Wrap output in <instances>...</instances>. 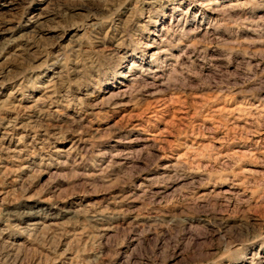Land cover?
Wrapping results in <instances>:
<instances>
[{
	"label": "rangeland",
	"instance_id": "rangeland-1",
	"mask_svg": "<svg viewBox=\"0 0 264 264\" xmlns=\"http://www.w3.org/2000/svg\"><path fill=\"white\" fill-rule=\"evenodd\" d=\"M45 2L46 0H0V42L18 39L21 36L26 38L19 40L18 43L6 45L5 57L15 53L17 58L5 66L4 75L0 76V80L5 81L3 86H0V105L5 109L2 113L4 120L0 122V142L4 148L0 153V156H3L0 160V174L11 172L0 191L15 193L27 187L26 195L34 196L43 190L39 199H21L18 203H6L4 210L9 214L22 215L21 226H26L29 230L39 225L57 233L65 231L67 234L60 240L58 253H63L67 249L71 251H68L67 256L58 259V264H66L76 252H80V256L71 264H87L89 260L106 256L109 251L115 254V259L101 260L100 264H125L129 258L135 264L141 231L151 229L157 223L174 222V217L186 210L179 201L164 208L160 207V201L173 197L181 188L187 186L190 179L199 181L208 178L205 173L196 171L185 174L183 180L168 179L175 175L177 156L183 149L174 145L175 136H169L167 146L158 150L155 147L158 143V133L165 132L174 120H182L184 124H188L190 118L193 125L202 122L209 130L215 125L213 117L205 115L210 109L200 110V106L208 102L205 98L207 89L188 90L184 95L177 94L174 97L165 86L164 80L172 75L171 70L176 65L178 56L184 57L183 64L194 62L197 70L203 68L205 75L211 73V68L204 64L205 59L210 64L227 66L229 72H235L238 65L248 63L242 54L246 49L242 47L241 51L237 52L214 45L221 41L230 44L234 40L258 37L255 32L222 26L224 17L219 9L241 3L242 0H154L153 3L142 4L139 9L135 7L134 0H129L121 10L120 16L133 17L130 31L137 47L128 58L135 61L136 68L147 66V70L154 74L155 79L146 82L154 83L156 87L148 89L147 93L139 92L136 96L138 104L132 102V96L125 95L123 100L114 102L123 105L118 108L93 111L87 107L66 108L64 103L57 102L52 104V111L55 113L53 120L44 121L40 118L38 109L50 103V100L59 99L53 97L52 93L60 87L58 82L62 74L57 70L58 66L54 65L51 68L44 67L21 75L24 66L21 65L20 58L26 59V54H35L41 59L45 53L55 56L58 51L64 52L61 45L73 36V32L69 31L60 44L53 46L54 42L48 37L56 33L46 34L44 29L38 26V13H41V4ZM261 16H264V8L256 9L250 18L259 19ZM137 25L141 28L140 32L136 31ZM210 44L213 46H208ZM201 49L205 51L201 53ZM127 51V48L121 50L122 54ZM201 55L203 59L199 58ZM227 56L232 57L231 63L222 58ZM4 59L0 57V64L4 63ZM41 59L36 60L37 65L41 63ZM48 63L51 64V61ZM251 63L256 64L258 60L253 59ZM261 68L264 69V64ZM181 70L177 68V71ZM16 76L20 78L17 79ZM131 79L130 74H123L122 78H118V82L111 84L110 87L117 93L131 92L138 86L136 81L132 84L124 83ZM251 87L253 85L248 86L249 89ZM157 91L164 92L165 95H151ZM77 92V95L68 99L83 101L84 105L107 102L112 95L106 89L89 92L85 88L77 90L73 86L72 93ZM242 99L243 97H236L229 107H235ZM72 121H82V124L77 126L84 136L83 140L72 135L60 138L59 127L67 126ZM14 122L15 126L9 127ZM46 124H51L47 140L58 150L54 154L55 158L66 161L67 167L49 164L50 154L42 147L46 134L43 130L34 131L36 128L43 129ZM236 124L240 128L244 127L243 120L236 121ZM22 125H29L27 132ZM214 135L215 147L221 149V157L229 151L255 154L253 159H245L240 168L236 169L237 172L241 169H247L249 172L264 171V166L257 162L260 151L264 150V136H248L247 139L241 137L239 143L224 147L219 141L225 133L217 127ZM21 136L25 137L23 143L19 139ZM89 136L95 138L94 146L87 143ZM256 141L260 143L257 144ZM208 142L206 139H196L197 144ZM188 143L191 144L192 140H188ZM74 145L81 149L92 148L96 153L93 163L76 167L75 155L70 160L67 155ZM149 151L154 156L164 157L158 166L150 168L145 163ZM140 153L144 155L141 156ZM208 163L202 162L204 165ZM216 167L219 170V162ZM19 168H23V171H17ZM129 172L132 175L130 181L122 180L120 184L112 186L118 177ZM228 179V183L201 186L195 195L215 199L216 194L245 191L239 184L233 186L231 181L234 177L229 176ZM81 185L90 186L86 193L77 191ZM65 193L70 198L64 197ZM49 196H61L66 202H62L59 208H56L46 202ZM219 203H223V197ZM234 204L235 202L233 206ZM104 208H110L111 212L102 218H93L89 214ZM146 208L147 212L144 211ZM259 212L264 210H258ZM187 219L191 223L193 220L207 218L194 215ZM256 219L260 220L259 214L256 215ZM63 225L69 227L64 229ZM0 230L5 232L4 239L12 244H31L25 234L9 233L7 224L2 219ZM157 231L162 234L159 253L163 250L167 229L159 228ZM80 233L84 235L81 236ZM155 234V231H150L146 239L152 241ZM96 236L99 239L93 245L92 240ZM169 264H175V261L170 260ZM238 264H264V239L257 238L254 242L246 244Z\"/></svg>",
	"mask_w": 264,
	"mask_h": 264
},
{
	"label": "clouds",
	"instance_id": "clouds-1",
	"mask_svg": "<svg viewBox=\"0 0 264 264\" xmlns=\"http://www.w3.org/2000/svg\"><path fill=\"white\" fill-rule=\"evenodd\" d=\"M153 2L154 0H134L137 9L142 4ZM128 3L129 0H46L41 4V13H38V26L44 29L46 34L56 33V35L48 37L54 42L53 46L60 44L69 31L73 32V36L61 45L64 52L58 51L55 56L45 53L43 59L35 54H26V59L20 58V63L24 66L21 75H27L29 72H35L44 67L51 68L54 65L58 66L57 70L62 74L58 82L60 87L52 93L53 97L59 99L50 100V103L38 109L42 120H53L55 113L52 111V104L57 102L64 103L66 108L87 107L93 111L118 108L123 105L114 102L123 100L125 95L132 96V102L138 104L139 100L136 99V96L139 92L147 93L148 89L156 87L154 83L146 82L155 79L154 74L147 70V66L136 68L135 61L128 58L137 47L130 31L133 17L120 16L121 10ZM259 8H264V0H242L241 3L230 4L219 9L224 17L222 26L256 33L257 39L234 40L230 44L221 41L214 45L218 48H230L237 52L241 51L243 47L246 50L242 54L247 58V64L238 65L235 72H229L227 66L210 64L205 59V66L211 68V73L205 75L203 68L197 70L194 62L183 64L184 57L178 56L176 65L171 70L172 75L164 80L165 86L174 97L177 94L184 95L188 90L207 89L205 98L208 102L201 105L200 110L210 109L205 115L212 116L215 125L209 130L202 122L193 125L190 118L188 124H184L182 120H174L165 132L158 133V143L155 145L158 150L167 146V137L169 136H175L174 145L183 149V152L177 156L175 175L168 179L183 180L185 174L196 171L205 173L208 178L206 180L202 178L199 181L190 179L187 186L181 188L173 197L160 201L162 208L179 201L186 210L174 217V222L157 223L151 229L141 231V242L138 246L139 251L135 264H169L170 260L175 261V264H224L225 261L227 264H238L246 244L254 242L257 238L264 239V212L258 213V210H264V171L249 172L247 169H241L237 172L236 169L240 168L241 163L245 159H253L255 154L229 151L228 154L221 157V149H217L214 143V133L217 127L225 133L219 141L224 147L239 143L241 137L247 139L248 136H264V95H261L264 93V69L261 68V65L264 64V47H257V45L264 46V16L259 19L250 18ZM8 31H14V29H8ZM136 31H141L139 25H137ZM24 39L26 38L21 36L18 39L0 42V57L5 58L4 63L0 64V76L4 75L5 66L17 58L15 53L5 57L6 45L18 43L19 40ZM217 39L219 40V37ZM124 48H127L128 51L122 54L121 50ZM17 51H21V49H17ZM200 51L203 53L205 49ZM199 58L203 59L204 57L201 55ZM222 58L231 63V56ZM37 59H41L39 65L36 64ZM253 59L258 60V63L252 64L251 60ZM49 60L51 64L48 63ZM134 68L135 71L132 70ZM177 68L182 70L177 71ZM123 74H130L132 77L131 80L124 81V83L132 84L133 81H136L138 86L131 92L117 93L110 85L118 82V78H122ZM9 75H12L11 70H9ZM15 78L19 79L20 76ZM4 83V80H0V86H3ZM249 85H253V87L249 89ZM73 86L77 90L85 88L89 92L106 89L112 95L107 102L84 105L83 101L68 99V97L78 94V92L72 93ZM61 92L63 96H61ZM151 95L158 96L165 95V93L157 91ZM238 96L243 97L242 101L237 102L235 107H229ZM215 105H222V107ZM4 111V107L0 105V122L4 120L2 115ZM240 120L244 121L243 128L236 124V121ZM201 121H203V116ZM78 124H82V121H72L67 126L59 127L60 138L72 135L79 136L83 140L84 136L77 126ZM249 124H251L250 128ZM14 126L15 122L9 125V127ZM22 127L27 132L29 125H22ZM50 128L51 124H46L43 129L36 128L34 131L43 130L46 134L42 147L50 154L49 164L67 167L66 161L55 158L54 154L58 150L51 146L50 141L47 140ZM233 133L236 135L234 136ZM193 137L206 139L209 142L197 144ZM19 139L23 143L25 137L21 136ZM188 140H192V143L189 144ZM87 143L94 146L95 138L89 136ZM256 143L259 144L260 141H256ZM3 151L2 142H0V153ZM67 155L69 160L75 155V166L79 167L93 163L96 153L92 148L81 149L78 145H74ZM117 155L120 154L117 153ZM140 155L144 154L140 153ZM259 157L257 162L264 166V150L260 151ZM2 159L3 156H0V160ZM163 159V156H154L149 151L145 157V163L151 168L158 166L159 161ZM204 161L209 163L204 165L202 164ZM217 162H219V170L216 167ZM17 171H23V168H19ZM9 175L11 172L0 174V189L4 188V182ZM229 176L234 177L231 181L234 187L239 184L245 191L216 194L215 199L195 195L196 190L201 186L212 183H228ZM242 177L243 179H241ZM131 178V172L125 173L118 177L112 186L120 184L122 180L130 181ZM89 187V185H81L77 191L86 193ZM26 192L27 187L15 193L0 191V197H5L0 199V219L7 224V231L23 233L31 241L30 245L12 244L4 239L5 232L0 230V264H58V259L67 256L68 251H71V249H67L63 253H58L60 240L67 233L65 231L57 233L39 225L29 230L26 226H21L22 215L9 214L4 210L6 203H18L21 199H39L43 194V190L34 196H27ZM64 197L70 198L66 193ZM221 197H223V203H219ZM46 202L59 208L62 202H66V199L61 196H49ZM233 202H235L234 206ZM144 211L147 212L148 209L146 208ZM110 212V208H104L89 214L93 218H102ZM257 214L260 215V220L256 219ZM194 215L207 219L193 220L189 223L187 217ZM67 227L69 225L62 226L64 229ZM159 228L167 229V235L164 239L163 250L158 253L162 235L157 231ZM150 231L156 233L152 241L146 239ZM80 235L83 236L84 233H80ZM97 239H99L98 236L93 238V245ZM79 256L80 252H76L66 264H71ZM114 259L115 254L109 251L106 256L89 260L87 264H100L101 260L111 261ZM125 264H133L132 259L129 258Z\"/></svg>",
	"mask_w": 264,
	"mask_h": 264
},
{
	"label": "bare ground",
	"instance_id": "bare-ground-1",
	"mask_svg": "<svg viewBox=\"0 0 264 264\" xmlns=\"http://www.w3.org/2000/svg\"><path fill=\"white\" fill-rule=\"evenodd\" d=\"M155 53H157V52H155ZM155 56V55H154ZM128 87V86H127ZM50 96H48V98H49ZM32 110V109H31ZM15 119V118H14ZM3 147V146H2ZM4 149V148H3ZM14 153V152H13ZM16 154V153H15Z\"/></svg>",
	"mask_w": 264,
	"mask_h": 264
}]
</instances>
